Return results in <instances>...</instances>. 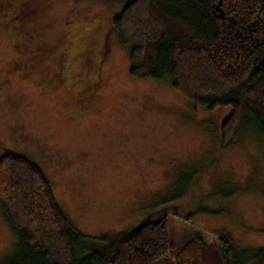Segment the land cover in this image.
I'll list each match as a JSON object with an SVG mask.
<instances>
[{
    "label": "rangeland",
    "instance_id": "1",
    "mask_svg": "<svg viewBox=\"0 0 264 264\" xmlns=\"http://www.w3.org/2000/svg\"><path fill=\"white\" fill-rule=\"evenodd\" d=\"M114 0H0V156L45 172L80 251L163 215L173 252L199 236L230 237L218 264H254L264 250V133L232 106L209 109L162 79L130 73ZM20 240L0 203V264ZM11 255V256H10Z\"/></svg>",
    "mask_w": 264,
    "mask_h": 264
},
{
    "label": "trees",
    "instance_id": "2",
    "mask_svg": "<svg viewBox=\"0 0 264 264\" xmlns=\"http://www.w3.org/2000/svg\"><path fill=\"white\" fill-rule=\"evenodd\" d=\"M122 43L130 45V73L172 84L196 106H232L222 123L228 142L244 113L264 133V0H114ZM0 203L20 240L9 264H218L219 245L233 256L229 236H193L173 252L163 215L122 232L102 249L80 251L67 216L36 162L6 150L0 156ZM264 264V250L252 255Z\"/></svg>",
    "mask_w": 264,
    "mask_h": 264
}]
</instances>
